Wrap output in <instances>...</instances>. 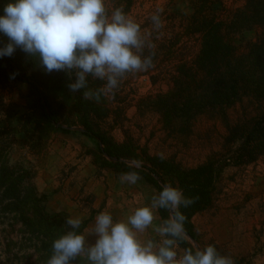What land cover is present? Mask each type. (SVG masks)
<instances>
[{"label":"rangeland","instance_id":"rangeland-1","mask_svg":"<svg viewBox=\"0 0 264 264\" xmlns=\"http://www.w3.org/2000/svg\"><path fill=\"white\" fill-rule=\"evenodd\" d=\"M245 3L246 0H217L212 14L217 20L228 22ZM106 4L108 9L112 7L111 0H106ZM157 8L163 9L164 27L159 33H152L154 51L158 52L161 62H157L156 71H152L156 84L138 75L141 72L128 74L115 97L106 98L110 114L88 120L96 132L124 148L128 155L131 152L134 159L99 157L96 144L82 134L85 115L62 98L49 100L62 128L69 132H47L41 125H29L28 133H24L21 118L32 107L34 96L28 85L12 81L1 73L0 118L16 131L14 145L8 152V165H21L33 173L32 183L37 193L47 200V196L38 191L37 186L42 185L55 197L50 208L59 202L68 208L72 204L93 221L101 211L124 219L136 207L149 203L162 185L147 169L154 170L165 184L179 187V171L212 162L220 176L211 205L190 218L194 239L181 242L180 248L214 244L222 255L231 256L235 264H264V156L255 163L244 164L248 158L239 151L254 120L264 113V99L243 96L231 106L205 111L191 120H162L148 105L157 94L168 92L172 87L167 75L170 70L164 68L162 61L170 48L172 32L186 27L192 14V1L137 0L131 17L144 31H152L150 17ZM262 35L259 26L230 34L236 55H246L250 45L258 42ZM187 43L188 50L180 54L186 60L197 49L192 41ZM163 71L167 72L163 74ZM44 144L45 152L35 154L39 152L37 146ZM117 161L122 166L111 165ZM137 162L141 167H136ZM129 171H137L141 177L135 185L120 182L119 177ZM44 207L49 214L64 213H53V209ZM64 214L69 218L68 213ZM164 214L165 210H159L154 225L168 218L163 217ZM154 238L158 237L153 228L141 234L143 240ZM16 239L10 221L0 220V264H16L13 259L16 251L7 249V243Z\"/></svg>","mask_w":264,"mask_h":264},{"label":"trees","instance_id":"trees-1","mask_svg":"<svg viewBox=\"0 0 264 264\" xmlns=\"http://www.w3.org/2000/svg\"><path fill=\"white\" fill-rule=\"evenodd\" d=\"M111 1L112 7L109 11L122 7L130 16L137 2ZM191 1L192 14L186 27L181 28L180 32H172L169 39L170 48L165 52L162 61L164 68L170 70L167 75L172 87L168 92L157 94L148 105L161 115L162 120H191L205 111L231 106L243 96L264 99V0H246L244 8L234 12L228 22L219 21L213 16L212 7L217 0ZM7 2L8 0H0V13ZM252 26H259L263 35L258 42L250 45L246 55L238 57L230 34ZM188 41L195 43L197 49L192 55L189 54L186 60L180 54L181 51L188 50ZM6 43L7 38L0 35V45ZM157 55L158 52H155L154 67L138 74L147 77L154 85L156 81L152 71H156L155 65L160 62ZM167 71H163V74ZM1 73L6 74L12 81L28 85L34 96L32 107L21 118L24 133H28L29 125H41L47 132H69L62 128L49 100L62 98L85 115L81 123L82 134L96 144L99 157L134 159L131 152L128 155L129 152L123 151L124 148L110 143L93 129L88 120L92 117H107L110 114L106 98L102 97L100 102H96L83 99L82 92L71 93L68 88V84L73 80L70 78L71 74L65 71L46 73L37 58L20 49L11 57L0 59ZM100 85L101 81L89 78L90 88L96 89ZM15 134V129L10 128L6 121L0 118V220L10 221L11 229L17 234L16 240L7 243L9 251H16L13 256L16 264H46L52 254L53 241L68 230L67 216L64 213L46 212V198L37 193L32 183L33 173L21 165H8V152L14 145ZM37 148L39 152L35 154H39L41 150L45 152L46 145ZM239 151L248 158L244 164L255 163L258 158L264 156V113L254 120ZM242 157L241 155V159ZM111 165L122 166L119 161ZM216 170L214 164L209 162L196 169L179 171L177 174L179 188L183 190L184 195L196 198L195 203L180 209L187 217L185 231L191 239H194V234L189 220L211 205L216 180L220 176ZM147 171L157 176L162 186L165 185L154 170ZM168 215L166 211L163 217ZM91 220L90 217L83 221L81 231ZM77 264H86V261L80 260Z\"/></svg>","mask_w":264,"mask_h":264},{"label":"clouds","instance_id":"clouds-1","mask_svg":"<svg viewBox=\"0 0 264 264\" xmlns=\"http://www.w3.org/2000/svg\"><path fill=\"white\" fill-rule=\"evenodd\" d=\"M162 13L157 8L150 17L152 31H144L122 7L109 11L106 0H8L0 13V35L7 38L0 45V59L20 49L37 58L46 73L72 74L71 93L82 92L83 99L100 102L102 97L114 98L128 74L154 67L152 33L164 27ZM89 78L102 81V86L90 88ZM119 179L135 185L141 177L137 171H129ZM195 199L168 183L124 219L101 211L91 229L81 231L83 220L69 217L68 230L53 241L46 264H77L80 260L86 264H235L214 244L180 248L188 239L187 217L180 209ZM161 209L169 215L156 226ZM150 228L158 238L141 239ZM90 236L95 237L94 242L89 241Z\"/></svg>","mask_w":264,"mask_h":264},{"label":"crops","instance_id":"crops-1","mask_svg":"<svg viewBox=\"0 0 264 264\" xmlns=\"http://www.w3.org/2000/svg\"><path fill=\"white\" fill-rule=\"evenodd\" d=\"M119 183V182H118ZM120 185H121V183H120ZM38 187V191L39 192H41V193H43L44 195H46L47 196V200H46V203H45V205L47 206V208H49V209H53V213H56V212H60V211H62V212H64V213H68V215H69V217H72V218H75V217H80L82 220H86L87 219V217H88V215H86L83 211H81V212H79V211H77L76 209H77V207L75 208V207H73V205L71 204L70 205V208H68V207H64V204H61V202H59L57 205H55V207L54 208H50L49 206H51L52 204H53V201H54V199H55V197L53 198V197H51L50 196V193H48V190L45 188V187H43L42 185H40V186H37ZM123 187H124V185H123ZM122 188V187H121ZM52 189H54V188H52ZM119 189H120V187H119ZM48 211V210H47ZM94 221V220H93ZM93 221H91L88 225H87V227L85 228V229H91V227H92V225H93ZM94 240H95V237L94 236H90L89 237V241L90 242H94Z\"/></svg>","mask_w":264,"mask_h":264},{"label":"water","instance_id":"water-1","mask_svg":"<svg viewBox=\"0 0 264 264\" xmlns=\"http://www.w3.org/2000/svg\"><path fill=\"white\" fill-rule=\"evenodd\" d=\"M64 129H66V128H64ZM107 159H110V158H108L107 156H105ZM188 237V236H187ZM189 238V240H191L192 241V239L190 238V237H188ZM193 242V241H192Z\"/></svg>","mask_w":264,"mask_h":264}]
</instances>
